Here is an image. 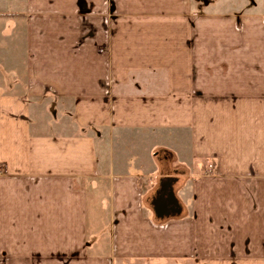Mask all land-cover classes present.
<instances>
[{
  "label": "crops",
  "instance_id": "obj_1",
  "mask_svg": "<svg viewBox=\"0 0 264 264\" xmlns=\"http://www.w3.org/2000/svg\"><path fill=\"white\" fill-rule=\"evenodd\" d=\"M0 264H264V0H0Z\"/></svg>",
  "mask_w": 264,
  "mask_h": 264
},
{
  "label": "rangeland",
  "instance_id": "obj_2",
  "mask_svg": "<svg viewBox=\"0 0 264 264\" xmlns=\"http://www.w3.org/2000/svg\"><path fill=\"white\" fill-rule=\"evenodd\" d=\"M224 3H226V2L224 1ZM226 8H227V7H226ZM226 8H225V9H226ZM169 158H170V157H169ZM165 167H166L167 169H168V167H169V168L171 169L172 172L175 171V169L172 168L173 166H170V165L168 164V162H167V163L164 162V166H163V170H164V171L167 170ZM168 170H169V169H168Z\"/></svg>",
  "mask_w": 264,
  "mask_h": 264
}]
</instances>
